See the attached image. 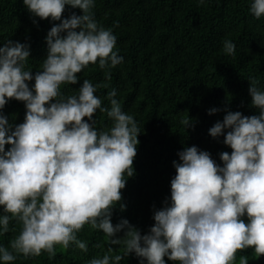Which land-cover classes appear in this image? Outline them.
<instances>
[{"label": "clouds", "instance_id": "clouds-1", "mask_svg": "<svg viewBox=\"0 0 264 264\" xmlns=\"http://www.w3.org/2000/svg\"><path fill=\"white\" fill-rule=\"evenodd\" d=\"M23 4L33 16L59 23L45 37L47 56L35 74L26 68L27 44L7 40L0 47V109L13 99L26 109L24 122L17 125L0 113V236L10 231L12 221L20 225L19 235L8 246L0 245V261L9 264L17 255L28 259L42 251L53 259L55 245L63 250L75 245L87 253V241L78 239L86 224L102 231L108 245L88 264H119L130 254L140 264H165L164 257L178 264H234L236 253L248 248L254 249L253 258L264 256V90L259 81L249 77L248 88L259 115L225 109L223 120L208 130L212 138L223 136L232 150L219 154L223 166L195 145L179 151V162H172L176 175L170 198L154 210V224L142 235L126 219L111 222L126 178L134 176L141 127L122 110L115 89L107 93L110 107L102 106L95 93L108 83L84 79L75 94L60 90L62 84L75 85L77 74L90 64L98 63L105 81H111V69L123 62L113 50L116 36L95 19V0ZM65 6L81 14L62 18ZM249 11L260 19L264 0H253ZM235 50L233 42L223 41L226 55L235 56ZM29 81H34L31 87ZM97 110L107 114L110 127L95 126ZM218 111L211 108L208 114ZM180 123L184 129L194 127V118L187 114ZM119 207L125 210L124 204ZM245 214L248 223L241 219ZM248 259L240 256L239 264Z\"/></svg>", "mask_w": 264, "mask_h": 264}, {"label": "trees", "instance_id": "trees-1", "mask_svg": "<svg viewBox=\"0 0 264 264\" xmlns=\"http://www.w3.org/2000/svg\"><path fill=\"white\" fill-rule=\"evenodd\" d=\"M252 2L95 0V19L112 29L117 38L113 50H118L123 62L111 69V81H105L98 63L90 64L77 74L75 85L62 84L60 90L66 96L75 94L84 79L93 84L108 83L107 88L101 87L95 93L102 99V106L110 107L107 93L115 89L122 110L133 115L142 129L133 160L134 176L126 178L122 200L113 209V225L126 219L142 235L147 234L154 224V210L170 198V181L176 175L172 162H179L177 153L195 145L223 166L219 154H230L232 150L223 144V136L212 138L208 130L223 120L225 109L244 116L259 115L258 109L251 106L248 88L249 77H254L264 90V16L254 18L249 11ZM73 12L81 14L78 8L65 6L62 18ZM57 23L33 16L23 0H0V47L7 40L27 44L30 56L26 68L35 74L42 70L41 63L47 56L45 37ZM225 39L236 45L235 56L222 51ZM28 84L31 87L34 81ZM211 108L220 111L209 115ZM25 111L24 102L14 99L0 109L13 125L24 122ZM187 114L194 118V127L184 129L180 120ZM93 118L98 129L111 126L106 113L97 110ZM9 147L5 145V151ZM120 203L125 205L124 211H120ZM241 219L249 222L247 214ZM9 227L10 231L0 236V245L8 246L19 235L20 225L12 221ZM13 227L15 232L11 231ZM117 236L122 237L123 231ZM78 239L87 241V253L75 245L67 250L55 245L57 255L53 259L42 251L40 256L28 259L17 255L9 264H88L92 258L102 257L108 247L103 232L87 224ZM242 255L249 258L248 264H264V256L253 258L252 248L238 251L234 264H239ZM164 259L165 264H178ZM119 264H140V258L130 254Z\"/></svg>", "mask_w": 264, "mask_h": 264}]
</instances>
